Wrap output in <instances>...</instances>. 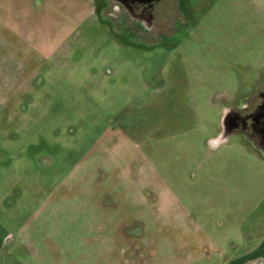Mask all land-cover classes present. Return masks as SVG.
Returning a JSON list of instances; mask_svg holds the SVG:
<instances>
[{
	"label": "rangeland",
	"instance_id": "374dc122",
	"mask_svg": "<svg viewBox=\"0 0 264 264\" xmlns=\"http://www.w3.org/2000/svg\"><path fill=\"white\" fill-rule=\"evenodd\" d=\"M174 1L146 38L0 0V264H264V157L212 142L264 88V0Z\"/></svg>",
	"mask_w": 264,
	"mask_h": 264
},
{
	"label": "flooded vegetation",
	"instance_id": "af4514ba",
	"mask_svg": "<svg viewBox=\"0 0 264 264\" xmlns=\"http://www.w3.org/2000/svg\"><path fill=\"white\" fill-rule=\"evenodd\" d=\"M102 3L105 4L102 10L108 9L112 22L129 29L133 27L132 32L146 38L162 32L167 35L166 31H162L167 28L163 27L162 18L170 5L176 6L174 0H104ZM226 112L228 120L222 134L227 137L240 135L264 157V88L242 105Z\"/></svg>",
	"mask_w": 264,
	"mask_h": 264
},
{
	"label": "crops",
	"instance_id": "0c3cea01",
	"mask_svg": "<svg viewBox=\"0 0 264 264\" xmlns=\"http://www.w3.org/2000/svg\"><path fill=\"white\" fill-rule=\"evenodd\" d=\"M221 135H222V132H221L219 135L216 134V136H215L214 138H212V140H215V139L219 138ZM228 138H229V137H227V139H226L225 141H223V142H222L221 144H219V145H222V144H224L225 142H227ZM251 148H252V147H251ZM252 149H253V148H252ZM253 150H255V149H253ZM255 151H256V150H255ZM256 152H257V151H256ZM11 240H12V235L9 234L8 232H6V233L3 234V235H0V252L4 249L5 246L8 245L9 242H11ZM262 249H263V245H261L259 248L255 249L254 252H251V253L245 255L243 258H244V259H248V258H250L251 255H253L255 252H257V251H261ZM249 256H250V257H249ZM247 257H248V258H247Z\"/></svg>",
	"mask_w": 264,
	"mask_h": 264
},
{
	"label": "water",
	"instance_id": "95a60500",
	"mask_svg": "<svg viewBox=\"0 0 264 264\" xmlns=\"http://www.w3.org/2000/svg\"><path fill=\"white\" fill-rule=\"evenodd\" d=\"M227 118H228V112H226L224 114L223 119H222V128H223V130L226 129L227 120H228ZM226 139H227V136L222 134L219 138L213 140L212 142H214L216 145H219L223 141H225Z\"/></svg>",
	"mask_w": 264,
	"mask_h": 264
}]
</instances>
